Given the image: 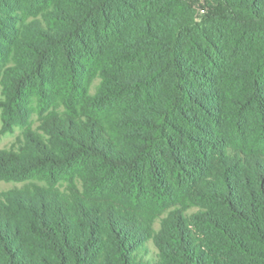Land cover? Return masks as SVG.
Listing matches in <instances>:
<instances>
[{"label": "trees", "instance_id": "trees-1", "mask_svg": "<svg viewBox=\"0 0 264 264\" xmlns=\"http://www.w3.org/2000/svg\"><path fill=\"white\" fill-rule=\"evenodd\" d=\"M0 87V264H264V0H0Z\"/></svg>", "mask_w": 264, "mask_h": 264}, {"label": "rangeland", "instance_id": "rangeland-1", "mask_svg": "<svg viewBox=\"0 0 264 264\" xmlns=\"http://www.w3.org/2000/svg\"><path fill=\"white\" fill-rule=\"evenodd\" d=\"M98 81L99 79H96L93 82V84L91 85V91L94 90V87ZM0 98H2L1 87H0ZM2 115H3L2 108H0V150L17 151L24 143L26 126L13 124L10 130L1 131L3 125ZM37 117H38L37 114L35 112H32L28 121L30 123L32 130L34 132L40 133L41 130L39 129V121L37 120ZM32 181L42 183V181L37 177H34L25 182H32ZM25 182H15L10 180L8 181V180L0 179V192L7 191L8 189H11L13 187H21ZM58 183L59 185H61V188H63V186L66 184V180L61 179ZM158 225H159L158 220H156L154 226L157 228ZM156 252L157 250L153 246L152 242L147 241L145 244L144 257L147 259H154Z\"/></svg>", "mask_w": 264, "mask_h": 264}]
</instances>
